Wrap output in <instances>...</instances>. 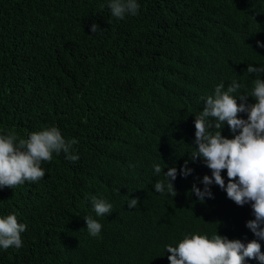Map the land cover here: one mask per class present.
<instances>
[{
  "label": "trees",
  "instance_id": "16d2710c",
  "mask_svg": "<svg viewBox=\"0 0 264 264\" xmlns=\"http://www.w3.org/2000/svg\"><path fill=\"white\" fill-rule=\"evenodd\" d=\"M161 1L140 0L124 21L107 16L110 0H0V135L26 139L56 127L78 141L70 154L79 157L53 153L41 162L42 179L0 189V218L27 225L21 248H0V264H169L166 246L188 234L242 242L250 210L226 204L214 182L212 198L198 200L191 189L203 191L211 171L189 159V145L195 150L194 118L217 85L237 81L239 93L251 92L257 76L247 67L264 66L260 3L190 0L181 20L172 9L185 10L187 0H166V10ZM224 34L238 43L223 44ZM151 91L157 99H147ZM221 134L233 138L226 124ZM186 160L192 171L182 177ZM172 167L177 195L156 193ZM92 197L110 203L111 214L96 216ZM88 216L102 225L97 237Z\"/></svg>",
  "mask_w": 264,
  "mask_h": 264
},
{
  "label": "clouds",
  "instance_id": "9594fccd",
  "mask_svg": "<svg viewBox=\"0 0 264 264\" xmlns=\"http://www.w3.org/2000/svg\"><path fill=\"white\" fill-rule=\"evenodd\" d=\"M258 1V16L261 21L258 28L264 29V0ZM138 3L140 4V0H110L108 11L112 16L106 14L110 19H131L125 15L135 16L139 9ZM186 4L185 10H179L176 6L172 9V13H176V19H189L190 0H187ZM150 6L151 1L144 6L143 18ZM160 7L166 10V0L161 1ZM160 12L161 10L158 11ZM98 29L95 23L91 25L92 33ZM222 40L223 44L231 40L238 43L229 34H224ZM257 47H264V41L257 42ZM168 58L173 60L169 65L181 66L174 57L167 55ZM246 72L257 76L250 93H239L243 85L233 81L226 89L223 83L217 85L214 94L204 100L203 111L194 118L196 147L193 150V146L189 145V152H192L189 159L193 162L202 160L211 171V177L205 175L201 181L204 185L203 191L195 184L191 189L200 202H203L205 197L212 198L209 186L214 182L226 192L223 195L226 204L233 201L237 206L247 208L252 220L246 223V230L239 232L238 238L243 239L242 242L229 240L217 232L211 238L201 234L186 235L177 246H166V252L170 254L167 257L169 264H264V78H259L264 75V66L252 67L250 64ZM247 73L244 76L252 81ZM249 98L255 102L248 103ZM147 99L157 98L151 91L147 92ZM241 113L246 114L247 118H238ZM225 124L233 134L231 139L221 134ZM175 138L176 135H173L172 140ZM77 143L75 139L66 141L56 127L30 132L26 139L15 132L0 135V189H12L25 181L36 182L42 179L45 171L40 167L41 162H50L53 153L63 152L66 159L75 162L79 157L70 153L73 145ZM187 165L186 160L180 169L182 177L191 174L192 170L188 169ZM163 168L159 164L154 165L155 174H162ZM163 176L164 180L154 184V191L175 197L177 193L170 181L176 179L177 169L169 168ZM91 203L96 216L111 214L112 205L107 201L92 197ZM137 203L136 199H132L128 206L136 208ZM84 220L88 233L97 237L102 225L91 216L85 217ZM26 230L27 225L18 223L15 215L0 218V248H21V234Z\"/></svg>",
  "mask_w": 264,
  "mask_h": 264
}]
</instances>
